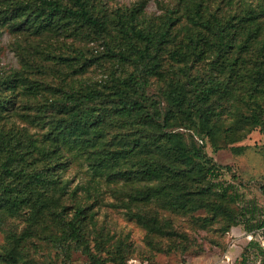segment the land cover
I'll list each match as a JSON object with an SVG mask.
<instances>
[{
  "label": "trees",
  "instance_id": "trees-1",
  "mask_svg": "<svg viewBox=\"0 0 264 264\" xmlns=\"http://www.w3.org/2000/svg\"><path fill=\"white\" fill-rule=\"evenodd\" d=\"M178 2L157 24L143 22L146 0L119 7L113 20L117 37L111 38L101 0H0V25L13 36V50L23 64L0 71V118L15 107L12 93L20 87L31 101L19 114L46 127L36 138L25 128L0 126V210L23 215L26 223L21 231L9 230L0 264H31L34 239L54 248L63 258L59 264H71L77 250L88 256L87 264H128L132 245L120 240L108 244L94 221L95 207L105 203L103 192L91 183L68 192L61 181L59 169L72 151L86 158L93 175L129 183L125 197L113 205L146 230L145 243L154 250L186 252L196 242L170 219L139 209L145 204L185 213L204 209L205 216L197 218L204 225L227 218V229L245 221L247 231L264 232L258 204L243 200L224 177L230 167L204 152V142L189 144L174 128L182 120L184 128L209 139L219 136L223 108L229 109L235 98L237 71L248 64L241 52L259 42L264 0ZM186 10L188 25L177 35L175 24ZM177 12L181 14L175 16ZM67 39L71 42L62 49ZM97 42L98 47L92 46ZM235 46L237 52L231 54ZM101 60L130 70L112 68L107 78L85 84L80 77ZM203 61L209 64L206 71L195 69ZM252 63L250 109L241 114L232 109L236 118L224 129L225 139L242 130V124L248 132L264 131V57ZM152 77L165 81L160 90L170 104L165 110L148 94ZM231 149L241 154L245 146ZM259 150L264 154V144ZM79 190L84 198L73 205L64 201ZM5 223L0 217V225ZM253 258L264 264V245L256 238L237 261L249 264Z\"/></svg>",
  "mask_w": 264,
  "mask_h": 264
},
{
  "label": "rangeland",
  "instance_id": "rangeland-1",
  "mask_svg": "<svg viewBox=\"0 0 264 264\" xmlns=\"http://www.w3.org/2000/svg\"><path fill=\"white\" fill-rule=\"evenodd\" d=\"M137 0H101L105 3V7L110 19L109 34L111 38H116L118 30L115 27L114 19L116 10L124 5H130ZM179 6L178 0H146L145 10L143 12V22L151 21L155 24L160 22L166 14L169 13L168 9H175ZM190 10L182 13L179 21L175 24L174 30L176 34L185 32V27L188 25V14ZM181 12H177L178 16ZM264 19V16L262 17ZM241 36H238L237 43ZM13 36L8 28L0 25V71H11L13 69L22 68L20 57L16 54L12 47ZM62 49H66L71 39L65 40ZM79 41L76 45H79ZM93 43H91L92 45ZM100 42L92 46H97ZM102 49L103 47L100 46ZM237 52V46L231 49V54ZM264 53V21L263 27L259 35V42L248 45L241 52L243 58L247 59L246 64L238 75V86L235 90V98L232 100V106L224 107L219 122L221 130L219 136L214 139H209L204 132H199L195 129H186L180 120L179 124L174 128L185 135V139L189 144H201L204 142L203 149L214 160L223 165L229 166L226 169L224 177L232 182L238 189L243 200H254L259 206L258 216L264 215V154L259 150L260 146L264 144V131L256 128L251 132L247 129V124H242L243 129L239 130L237 134L229 135L225 139V128H229L234 123L236 118L234 111L248 112L250 104L247 103L248 99V86L251 77L248 75L252 71L253 63L257 58L261 59ZM100 64L93 66L83 77H80L85 84H94L96 81L107 78L112 68L118 67L119 69L130 70V66H119L111 60H101ZM195 69L199 68L203 72L209 66L208 62L203 61L199 65H195ZM249 67V69H247ZM37 77L42 80H52L51 77L44 76L43 74L35 73ZM165 86V81L152 77L148 94L153 97L156 104H159L161 110L167 109L170 104L167 99L161 95L160 90ZM14 95L13 107L6 117L0 118V126L20 127L25 128L28 132L33 134L36 138L41 137L46 127L42 122L31 121L24 118L18 111L27 106L31 100L25 94L22 88L18 87ZM261 101L263 97H256ZM264 104V100H263ZM222 108V107H218ZM20 112H24L20 111ZM31 114L35 110L30 109ZM237 114V112H235ZM116 132V130H115ZM232 146H245V150L241 154H236L232 151ZM70 155H69V154ZM69 156L63 168L59 169L60 178L63 183H67V190L71 192L78 185H86L91 183L94 187L101 190L102 196L105 198V203L100 207H95L96 214L94 221L98 230H101L108 244L118 240L128 242L132 245L133 252L128 259V264H239L238 259L241 258L242 251L251 238H256L264 245V232L255 231L249 232L245 228V221L239 222L236 225H231L228 229L226 226L229 224L227 218H218L213 223L204 225L200 216H205L206 211L199 209L195 212L185 213L177 212L171 209L161 208L157 203L145 204L139 207L141 210H150L162 218L170 219L174 226L186 232L196 244L190 250L183 252L182 250H174L170 252L157 251L150 248L145 243L146 230L138 224L135 220L129 219L123 209L115 207L113 204L117 201V197L124 198V192L129 190V183L124 179L109 182L107 177L97 176L92 174L86 158L83 156L73 155L74 151L68 152ZM125 164V163H123ZM236 176H233V175ZM85 197V192L78 191L75 196L68 195L64 200L66 203L73 205L74 202L79 201ZM244 201V202H245ZM237 210V206H234ZM263 211V212H262ZM0 217L6 219L5 225H0V252L8 246L9 230L16 229L21 231L26 223L24 216L15 215L8 216L0 210ZM97 230V229H96ZM36 244H30V257L31 264H59L63 259L57 254L54 248L46 245L44 241L34 239ZM93 242V241H92ZM94 245V242L91 243ZM89 262L88 256L80 250H77L72 255L71 264H87ZM3 264H8L4 263ZM19 264H22L21 262ZM113 264V263H108ZM249 264H259L256 259H251Z\"/></svg>",
  "mask_w": 264,
  "mask_h": 264
}]
</instances>
